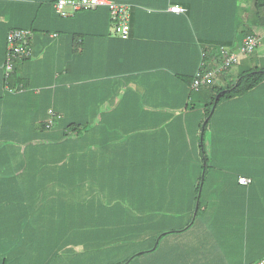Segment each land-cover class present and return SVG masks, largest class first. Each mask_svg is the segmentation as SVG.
Returning a JSON list of instances; mask_svg holds the SVG:
<instances>
[{
    "label": "crops",
    "instance_id": "crops-1",
    "mask_svg": "<svg viewBox=\"0 0 264 264\" xmlns=\"http://www.w3.org/2000/svg\"><path fill=\"white\" fill-rule=\"evenodd\" d=\"M30 1L35 0H0V131L7 122L28 131L17 138L22 135L35 142L47 138L43 144L50 143V152L52 146L57 147L56 154L69 149L65 158L79 163L65 173L80 177V184H65L66 198L74 194L79 198L80 222L101 221L97 240L113 239L116 244L92 255L87 246L77 253V264H91L96 256L106 257L112 250L121 258L100 263L261 261L264 82L218 104L208 125V167L204 162L203 170L204 109L198 102L204 101L206 92L195 94L190 88L204 56L207 65L211 61L210 41L234 37L232 28L238 23L231 18L234 14L242 17L240 23L243 16L252 15L250 0H132L135 6L126 39L114 33L105 8L62 16L54 4L35 15ZM172 5L187 10L176 13L170 10ZM33 17L39 31L31 39L32 54L17 61L14 74L6 78L7 34L29 26ZM255 31L264 42V28ZM259 64L254 55H242L226 75L235 78ZM50 111L62 113L63 118L47 131L43 121L50 118ZM70 122L81 124V137L62 136ZM44 172L1 168L0 192H9L4 175L22 178ZM50 174L59 175L58 170ZM241 176L250 182L239 183ZM199 182L201 206L184 228L198 209ZM50 188L56 191L42 207L44 214L16 217L9 210L0 214V264L4 260L74 264L67 257L54 262L62 248L73 246L66 241L75 221L68 215L72 209L63 213L57 208L54 198L61 196L59 186L50 183ZM91 236L88 229L81 240L88 245ZM127 239L131 243L125 245ZM54 240L59 249L52 255Z\"/></svg>",
    "mask_w": 264,
    "mask_h": 264
},
{
    "label": "trees",
    "instance_id": "trees-1",
    "mask_svg": "<svg viewBox=\"0 0 264 264\" xmlns=\"http://www.w3.org/2000/svg\"><path fill=\"white\" fill-rule=\"evenodd\" d=\"M57 1L58 0L30 1L31 9L33 10L34 7L35 15H38V10L49 6L54 7V4ZM114 1L117 3H125L128 6H130L129 26H131L130 12H131V8L135 6L134 5L135 3H133L134 1L132 0L130 1L114 0ZM250 2L252 4L251 9H253L252 15H248L246 17L243 16V22L241 23H240V20L242 18L241 16H237V14H234L233 17H231L235 19L236 22L238 21V23L232 28L234 37H231V39L229 40L217 39L210 41L209 43L210 49L207 50L208 53H210L209 55L211 57V61L208 64L209 67L216 68L222 65L223 63L222 53L224 49L229 52H236L237 60L235 63H237L242 55H255V52L257 51L258 47L263 43L262 35L258 34L255 31V29L256 27L264 28V15L262 13L264 11V0H250ZM100 8H105L108 10L109 17L113 22V30H114V26L116 25V22L113 20L108 6H99L96 7L95 9H80L78 11H89V10L91 11ZM16 28L29 29L31 30L32 36L35 32L39 31V28L35 26L34 17L31 18L29 26L16 27ZM129 35H130V31H129ZM249 35L258 38V44L252 50L241 53L238 52L243 42V39ZM6 55H7V51H6ZM25 58L27 57L22 56L20 58H17L15 59V63ZM204 58L205 59L202 60L201 64L202 63L206 64V62L208 63L207 57L204 56ZM235 63L220 70L213 78L210 84L202 86L198 91L195 92L191 89L195 94L199 93L203 89H204L203 91L206 92L204 96V101L198 102L201 103L200 105L204 109V117L201 122V143H200L201 151L205 153L202 160V170L204 169V165H203L204 162H205V167H208V157L206 155V152L208 150L206 146L208 142L205 133L211 118L216 112L218 104L223 100L242 96L243 94L249 92L250 90H252L253 88L257 87L258 85L264 82V65L261 66L260 64L249 67L238 73V75L235 78L230 79L229 77H227L226 71L229 70ZM201 64L199 65L198 69L201 67ZM14 71L15 70H13L10 76L14 74ZM193 77L190 81V86ZM196 104L197 103H194V105ZM50 118H53L54 123L49 128L45 127V125L43 126V129L45 130L48 129L47 131H50L53 128H55L58 125V123L62 120L63 115L62 113L54 112L53 114L50 115ZM50 118L44 120L43 123L48 121ZM5 124H6L5 127H3V129L0 131V139L3 140L0 141V169L5 168V169L13 170L15 172H17V169H29L30 171L36 169L41 171L45 170V172L42 174L39 173L32 175L30 174L28 176L26 175L27 177L23 176L24 179L23 177L22 178L17 177L16 175H11L9 177L5 175L2 176L5 182L7 180L6 185L9 189L8 190L9 192H3V193L0 192V203H1L0 214H6L5 211L8 210L10 211L11 215H14L16 217H23V216L35 217L37 215L44 214V209L42 210V207H44L46 203L50 202L51 193L56 191L55 189L50 188V183L57 184L59 186V189L62 191L60 193L61 194L60 197L57 196L56 198H54L55 203L59 206L57 208L61 210L63 213H69L71 209L73 210V206H74L73 201L77 200L78 205L75 210L79 212L80 201L77 195L74 194L73 198L71 197L66 198L65 184L67 183L70 185H76V183L80 184V182L77 180V178L80 180V177L76 178L75 176L72 175L69 176L65 175L66 171L69 168L75 169L76 167H78L77 165H79V163H76L75 160L71 161L65 158L66 152H68L69 149L62 150L64 151V153L56 154L57 147L52 146V150L50 152V145H49L50 143L43 144L45 141L48 142L49 139L47 140V138H41V140L38 139L35 142V140H33L31 137L24 138V136L21 135L19 138H17L15 136L19 133L23 134L24 131L23 130L21 131V128H17L12 124H8L7 122H5ZM82 128L83 127H81L80 123L70 122L66 126L64 125V128L62 129L63 131L62 136L72 137L74 135L75 137H81L83 133ZM27 132L28 131H25L24 134L27 135L28 134ZM52 170H58L59 175L50 174V171ZM204 178H205V174L203 176L201 175V180ZM200 183L201 182L198 183L196 188V200L199 203L198 209L196 210L195 217L190 219L189 223L184 228H187L194 221V219L197 216L196 214H198L199 212L201 206L200 204L201 198L199 196ZM6 185L4 186V189H6ZM24 185H26V189H24ZM25 199H27V202ZM40 202H42L43 206L38 205V203ZM71 203H72V207H70L69 205ZM4 204L6 206H3ZM8 205H10V207ZM80 215L81 213L78 214V217H80ZM97 233H90L92 235L91 238H95L97 240L98 239ZM3 264H8V263L6 260H4Z\"/></svg>",
    "mask_w": 264,
    "mask_h": 264
},
{
    "label": "built area",
    "instance_id": "built-area-1",
    "mask_svg": "<svg viewBox=\"0 0 264 264\" xmlns=\"http://www.w3.org/2000/svg\"><path fill=\"white\" fill-rule=\"evenodd\" d=\"M99 6H108L113 20L116 22L114 26V32L119 37L126 39L129 35V10L130 6L125 3H117L114 0H58L55 3L56 11L62 15L67 16L70 13H75L80 9H95ZM170 10L176 13H184L187 9L181 5H172ZM31 30L25 28H13L7 35V55L3 64L4 75L6 78L10 77L15 67V59L22 56L29 57L32 54L31 50ZM258 44V38L254 36H247L243 39V42L238 52H245L252 50ZM223 63L220 67H209L207 64L202 63L201 67L197 69L194 74L191 89L198 91L202 86L211 83L216 74L232 65L237 60L236 52H229L223 50L222 53ZM12 90V88H9ZM53 114L52 111H50ZM53 118H50L45 122V127L49 128L53 125ZM243 181V183H241ZM250 181L247 177L241 176L238 182L241 184H247ZM264 264V259L255 263Z\"/></svg>",
    "mask_w": 264,
    "mask_h": 264
},
{
    "label": "rangeland",
    "instance_id": "rangeland-1",
    "mask_svg": "<svg viewBox=\"0 0 264 264\" xmlns=\"http://www.w3.org/2000/svg\"><path fill=\"white\" fill-rule=\"evenodd\" d=\"M254 56H255L256 62H260V64L264 65V42L258 47ZM263 65H261V66H263ZM205 135H206V139L210 140L211 130H210L209 126L206 130ZM208 146H209V144L207 143L206 148H208ZM214 194L212 197H213V199H216V196ZM218 196H219V194L217 195V197ZM203 198H204V193H203ZM122 200H124V199H122ZM106 202L110 203L111 201L107 200ZM73 203H74L73 210H75L77 208V200H74ZM79 204H80V202H79ZM85 210H89V209H85ZM78 213L79 212L75 210V211H73L72 214H68L69 216H74L75 223L73 224V226H74L73 234L67 239L66 243L69 244L70 242H72L73 246L72 247L68 246V247L62 248L60 250L59 254H56L54 256L55 257L54 262L59 260V258L65 259V257H67L68 263L72 260L74 262V264H77V260H76L77 253H81L82 251L85 252V250L87 249V246H88V249L90 251V254L92 255V254L98 253V250L101 248L113 247L114 244H116L115 243L116 241H114L113 239L100 241V240H96L95 238H91L90 243L88 245H86L85 240L84 241L81 240V234L86 233V231L88 229L90 230V233H97L99 231V227L101 226L100 224H102V223H101V221H97L96 218H94V219L91 218L88 223L80 222L79 220H81V219H80V217H78V215H77ZM49 214L51 215V213H49ZM69 221H70V219H68V222L66 223V225L70 224ZM106 225H104V226H106ZM95 229H97V230H95ZM125 242H127L125 245H128L131 243V241L129 239L125 240ZM53 244H54V246L51 249L52 255L59 249V246H58V243L56 240L53 241ZM70 249H73V252ZM115 251L116 250H112V253L107 254L106 257H104V255L100 256V257L96 256L94 262L93 263L91 262V264H102L104 262L106 263V262L119 260L122 255H116ZM43 256L45 257V255H43ZM100 262H102V263H100Z\"/></svg>",
    "mask_w": 264,
    "mask_h": 264
},
{
    "label": "snow or ice",
    "instance_id": "snow-or-ice-1",
    "mask_svg": "<svg viewBox=\"0 0 264 264\" xmlns=\"http://www.w3.org/2000/svg\"><path fill=\"white\" fill-rule=\"evenodd\" d=\"M241 183H243V181H241Z\"/></svg>",
    "mask_w": 264,
    "mask_h": 264
},
{
    "label": "water",
    "instance_id": "water-1",
    "mask_svg": "<svg viewBox=\"0 0 264 264\" xmlns=\"http://www.w3.org/2000/svg\"><path fill=\"white\" fill-rule=\"evenodd\" d=\"M216 104V103H215ZM214 109V108H213Z\"/></svg>",
    "mask_w": 264,
    "mask_h": 264
}]
</instances>
